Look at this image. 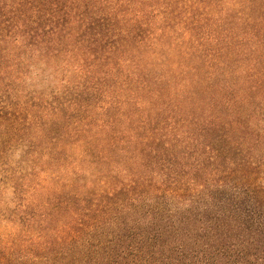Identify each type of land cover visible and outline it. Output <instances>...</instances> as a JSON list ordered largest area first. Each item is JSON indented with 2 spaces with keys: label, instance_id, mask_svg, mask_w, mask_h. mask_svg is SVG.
Returning a JSON list of instances; mask_svg holds the SVG:
<instances>
[{
  "label": "trees",
  "instance_id": "16d2710c",
  "mask_svg": "<svg viewBox=\"0 0 264 264\" xmlns=\"http://www.w3.org/2000/svg\"><path fill=\"white\" fill-rule=\"evenodd\" d=\"M262 112L264 0H0V264H264Z\"/></svg>",
  "mask_w": 264,
  "mask_h": 264
},
{
  "label": "rangeland",
  "instance_id": "374dc122",
  "mask_svg": "<svg viewBox=\"0 0 264 264\" xmlns=\"http://www.w3.org/2000/svg\"><path fill=\"white\" fill-rule=\"evenodd\" d=\"M263 113L264 112H262L259 117L264 120ZM2 181L3 179L0 178V208H3L0 210V242L6 240V238H8L7 236H10V233H12L15 229L14 223L8 222V215L4 213V205L8 202L7 200L10 198V192L8 190H5L4 181Z\"/></svg>",
  "mask_w": 264,
  "mask_h": 264
}]
</instances>
